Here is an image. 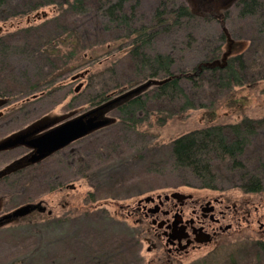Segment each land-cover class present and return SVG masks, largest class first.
<instances>
[{
	"label": "rangeland",
	"instance_id": "obj_1",
	"mask_svg": "<svg viewBox=\"0 0 264 264\" xmlns=\"http://www.w3.org/2000/svg\"><path fill=\"white\" fill-rule=\"evenodd\" d=\"M158 1L140 0L137 8L140 22L149 24ZM174 1L176 4L184 3L196 15L188 23L193 38L190 43L184 28L161 34L155 41L157 50L172 52L176 61L174 71L177 73L190 70L203 60L207 50L219 44L221 35L222 53L229 50L230 55H235L249 44L247 39L237 40L228 35V30L232 29L246 37L252 35L251 22L244 20L242 23L237 19L233 1L225 5L221 1L212 5L199 0ZM50 2L26 14L17 8L24 5L23 0L4 7L8 16L0 20V37L12 48L0 56L5 54L4 59L10 69L8 65L6 67L13 69L16 84L8 89L9 96L0 95V98L7 99V103L0 107V142L38 125L47 124L48 130L122 95L119 91H111L106 101H90L95 89L100 87L99 83L112 86L113 79L102 71L120 72L128 46L117 33H101L90 39L86 27L80 36L84 48L78 50L70 71L60 75L46 89H33L38 86L34 76L37 71L35 64L26 58L25 52H20L9 42L25 39L39 47L46 41L66 39L74 21L67 14L62 17L60 11L65 8L62 6L60 9L62 0ZM42 12L46 13L45 17L41 16ZM203 13L211 17H205ZM36 14L39 19L34 18ZM56 16L62 17V20L56 21ZM96 40L100 41V45L87 47L89 41ZM7 69H4L5 73H0L2 86L6 85L5 78L10 74ZM61 72H65L63 66L56 71L57 74ZM79 73L83 75L71 80ZM77 86L80 87L74 92ZM263 87L264 81L254 86L235 87L226 97L211 99L214 103L205 108L189 109L171 117H167L168 108H161L160 111L149 106L144 120L134 130L122 129L118 122L116 107L128 97L121 99L98 111L99 118L109 120L106 126L68 145V149L70 147L76 153L75 164L72 160L64 162L62 152L56 153L15 175H8L9 181L5 184L1 176L7 172L6 169L17 165L19 156L25 150L22 145L1 150L0 218L31 202L44 206L45 211L39 213L34 209L25 216L0 224V264L145 263L148 256L146 245L142 244L139 256L144 259L141 261L132 240L138 228L132 219L125 217V206H134L138 198L176 187L188 191L184 188L185 184L200 187L190 173L173 168L169 143L185 133L210 125L237 124L244 118L263 119ZM148 88L150 85L131 97ZM263 130L253 136L249 147L239 158L247 169H253L261 162L264 164ZM41 131L34 135L41 134ZM228 164L224 162L217 167L213 187L228 195L232 202H238L243 197L241 186L245 183H242L239 172L230 170ZM258 175L264 182V169ZM92 196L94 199L89 200ZM257 239L264 240V236L247 238L245 232H234L225 235L220 242L182 256L178 264H227V260H232L233 264H264L261 253L252 248V242Z\"/></svg>",
	"mask_w": 264,
	"mask_h": 264
},
{
	"label": "trees",
	"instance_id": "obj_2",
	"mask_svg": "<svg viewBox=\"0 0 264 264\" xmlns=\"http://www.w3.org/2000/svg\"><path fill=\"white\" fill-rule=\"evenodd\" d=\"M15 1L0 0V20L8 16L7 9L4 7H8ZM23 1L24 5L17 8L23 10L25 14L52 3L50 0ZM62 1L60 9L62 6L65 7L60 11L62 17L63 14L65 16L67 14V17L74 21L71 25L72 31L67 34L69 36L66 39L46 41L39 47H36L33 42L31 45L30 41L25 39L10 40L9 43L18 47L20 52H25L26 58L35 64L37 71L34 76L38 86H34L33 89L43 90L55 83L60 75L70 71L78 50L84 48L80 36L85 27L90 39L101 33L120 34L128 46L124 53L125 62H122V70L120 72L117 70L112 72L108 69L102 71L104 75L113 79V84L109 86L99 83L100 87L95 89L90 101L100 103L107 100L106 96L111 91L124 94L134 86L150 83V88L128 97L116 107L118 122L123 126L122 129L134 130V127L144 120L149 106L157 107L160 111L161 108L166 107L169 110L167 117H171L189 109L205 108L214 103L211 99L220 100L231 94L235 87L254 86L264 81V0L234 2L237 19L242 23L244 20H249L252 24V35L247 37L236 30H228L229 37L249 41L241 53L230 55L229 50L222 53L223 35H221L218 39L219 44L211 46L203 60L190 70H182L179 73L174 71L176 61L172 52L157 50L155 41L161 34H170L174 29L180 28L186 30L188 43L193 40L189 30L191 26L188 23L196 15L190 12L184 3L176 4L175 1L172 2L173 0H159V5L147 24L139 21L137 8L140 0ZM203 14H206L205 17H211L207 13ZM62 17L56 16V21L62 20ZM86 45L94 47V45H100V41H89ZM11 48L0 37V54ZM4 56L5 54L0 56V73H5L4 69H7L6 65H8ZM61 66L65 68V72L57 74L56 71ZM8 68L10 69L9 65ZM11 70H8L10 74L5 78L6 85L0 84L2 97L9 96L8 89L10 90V87L16 84ZM261 91L264 93V87ZM262 128H264V118L258 120L244 118L237 124L210 125L185 133L168 145L172 166L176 170L183 169L190 173L198 180L201 187H213L217 167L227 162L230 170L239 172L242 183H245L241 186L243 191H258L264 188V184L258 181L261 179L258 174L264 169V164L261 162L253 169H247L239 158L249 147L253 136ZM79 141L81 139L76 142ZM61 152L64 162L67 160H72L74 164L77 162L76 153L70 147L68 149L66 146L53 154ZM10 176L1 179L4 184L9 181ZM93 199L92 196L89 200ZM252 248L261 253L264 258V241L252 242ZM226 263L233 264V261L227 260Z\"/></svg>",
	"mask_w": 264,
	"mask_h": 264
},
{
	"label": "flooded vegetation",
	"instance_id": "obj_3",
	"mask_svg": "<svg viewBox=\"0 0 264 264\" xmlns=\"http://www.w3.org/2000/svg\"><path fill=\"white\" fill-rule=\"evenodd\" d=\"M199 1L210 5L221 1L225 5L236 0ZM19 145L24 147V153L19 156L17 165L7 171L10 173L6 172L1 178L39 163H27L26 158L34 149L24 143ZM258 181L264 184L263 180ZM184 188L188 191L176 187L138 198L134 206H125V217L132 219L138 228L132 238L138 256L142 244L146 245L148 256L145 263L139 256L141 264H178L182 256L220 242L225 235L234 232H245L247 238L264 236V188L245 190L238 202H232L215 187L185 184Z\"/></svg>",
	"mask_w": 264,
	"mask_h": 264
},
{
	"label": "water",
	"instance_id": "obj_4",
	"mask_svg": "<svg viewBox=\"0 0 264 264\" xmlns=\"http://www.w3.org/2000/svg\"><path fill=\"white\" fill-rule=\"evenodd\" d=\"M42 17L46 16L45 12L41 13ZM40 18L38 14L34 18ZM28 20V19H27ZM83 74H75L71 77V80H76ZM150 83H144L136 89L129 90L124 94L116 97L114 100L104 103L82 115L66 120L53 128H50L39 135H34L35 133L48 127L47 124H42L35 126L31 130L26 132L14 134L8 136L6 139L0 142V151L19 144H26L27 146L34 149L33 153L26 158L27 163H36L50 156L54 152L68 146L70 143L79 140L86 135L92 133V131L98 130L109 123V120L99 118V112L111 103H115L121 99L131 97L136 91L148 87ZM80 86H77L74 92H77ZM7 103V99L0 98V107ZM29 139V140H28ZM6 171H9L6 169ZM74 187V186H71ZM37 209L40 212L45 211L44 206H39V204L26 203L16 209H14L10 214H7L0 218V224L3 222H8L11 219H16L22 217ZM48 214L51 213L50 210L47 211Z\"/></svg>",
	"mask_w": 264,
	"mask_h": 264
}]
</instances>
